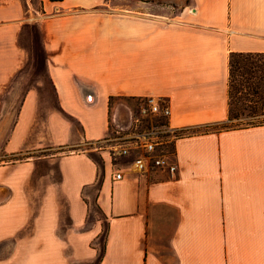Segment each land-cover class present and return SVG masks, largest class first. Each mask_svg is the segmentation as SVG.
<instances>
[{
  "label": "crops",
  "instance_id": "0c3cea01",
  "mask_svg": "<svg viewBox=\"0 0 264 264\" xmlns=\"http://www.w3.org/2000/svg\"><path fill=\"white\" fill-rule=\"evenodd\" d=\"M35 1L0 0V159L73 152L0 163V264H264V125L188 132L228 120L229 56L264 54V0ZM30 26L47 91H29ZM129 100L168 103L175 178L112 182Z\"/></svg>",
  "mask_w": 264,
  "mask_h": 264
},
{
  "label": "built area",
  "instance_id": "2783aa9c",
  "mask_svg": "<svg viewBox=\"0 0 264 264\" xmlns=\"http://www.w3.org/2000/svg\"><path fill=\"white\" fill-rule=\"evenodd\" d=\"M169 116L167 102L141 100L136 110L131 109L127 123L111 119V137L104 140L102 151L112 161V182L122 181L128 171L176 177L174 144L182 134L169 126Z\"/></svg>",
  "mask_w": 264,
  "mask_h": 264
},
{
  "label": "rangeland",
  "instance_id": "374dc122",
  "mask_svg": "<svg viewBox=\"0 0 264 264\" xmlns=\"http://www.w3.org/2000/svg\"><path fill=\"white\" fill-rule=\"evenodd\" d=\"M27 4H28V8L31 12V5H37L35 0H26ZM38 11H40L39 7ZM25 33L28 35V39L27 41H25L26 43L25 46L28 48V60H29V72H28V79H29V91H47V89L45 88H35L37 87V83L40 81H47V75H46V71H45V67H44V63H43V56H42V52H41V46L39 44V40H38V30L36 27H32L30 26L28 28L27 31H25ZM237 80L235 78L234 84H237ZM38 81V82H37ZM141 101V100H140ZM140 101H132L129 100V104L132 106V108H134L136 110V108L139 106V102ZM229 105H231V109H232V116L233 119L231 121H226L224 123H221L220 125H217L215 128L216 129H222L224 127H238V128H243L246 126V124L249 122V118H248V112L247 109L249 107H254L255 104L250 103L245 101L244 99L241 100L240 97L238 95H234L232 94V97H230L229 99ZM262 109L264 110V102L262 105ZM264 119V118H263ZM260 120V119H259ZM198 130V129H197ZM73 150L72 149H52V150H40V151H36L33 152L30 155H22V156H17L14 158H1L0 159V163H5L11 159H25L27 157L31 158V156H35L38 158H42V156H49L53 153H59V154H64V153H72ZM35 159V160H40L37 164V173L36 175H48L51 177L56 178L57 177V173H56V165L54 164H48L47 158L44 159ZM34 159V158H33ZM101 254V248L99 249L98 254L91 260H86V261H81V262H77L76 264H98V259H99V255ZM73 261H71V264Z\"/></svg>",
  "mask_w": 264,
  "mask_h": 264
},
{
  "label": "trees",
  "instance_id": "16d2710c",
  "mask_svg": "<svg viewBox=\"0 0 264 264\" xmlns=\"http://www.w3.org/2000/svg\"><path fill=\"white\" fill-rule=\"evenodd\" d=\"M50 2L62 0H49ZM229 99L232 94L238 95L241 100H245L255 104L247 109L249 122L245 127H255L264 125V110L262 105L264 102V54H230L229 60ZM235 78L237 84H234ZM231 105H229L228 121L233 119ZM260 119V120H259ZM220 125V124H218ZM217 125L205 126L203 130H191L188 132L208 133L220 132L234 129L238 127H224L216 129Z\"/></svg>",
  "mask_w": 264,
  "mask_h": 264
}]
</instances>
